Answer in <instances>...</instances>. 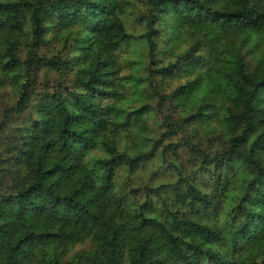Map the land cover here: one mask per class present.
Masks as SVG:
<instances>
[{"label": "trees", "instance_id": "obj_1", "mask_svg": "<svg viewBox=\"0 0 264 264\" xmlns=\"http://www.w3.org/2000/svg\"><path fill=\"white\" fill-rule=\"evenodd\" d=\"M50 37L63 42L46 57ZM133 42L146 73L121 75ZM173 69L187 79L158 91ZM5 85L0 264H264V0H0ZM180 148L190 169L165 157ZM155 158L171 178L133 185Z\"/></svg>", "mask_w": 264, "mask_h": 264}, {"label": "rangeland", "instance_id": "obj_2", "mask_svg": "<svg viewBox=\"0 0 264 264\" xmlns=\"http://www.w3.org/2000/svg\"><path fill=\"white\" fill-rule=\"evenodd\" d=\"M137 9L141 10L142 12L144 11L143 6H140L139 4H134L133 6L128 8V11L124 16V21L127 28L131 30V32L135 35H138L140 32L143 31V27L141 26V24L133 19L134 13L136 12ZM157 28L159 30L163 29L164 25L162 23H159L157 24ZM62 42L63 41L61 38L50 37L49 42L39 47L37 52L39 54H43L46 57H48L50 54H54L60 49ZM157 42L159 49H165L166 46L164 45L162 40H157ZM184 46L185 45L181 43L178 49L173 48L172 55H168V52H164V51L158 53L155 57V61L158 60V61H162L163 63H166L167 61H174L175 60L174 53L183 49ZM140 53H141V49L138 47L137 44H134V42L131 43L128 47L122 48V50L119 52L118 55L121 75H129V74L144 75L146 73L144 69L145 64L143 65V67H140L136 64L138 58L140 57ZM176 69H173L174 72L167 75L166 77H163L159 74L154 75L155 83L157 85H160L159 87L156 86L158 91L167 94L173 91L174 89H176L180 84H182L187 79V77L182 72L177 73L175 71ZM55 79H56L55 75L48 73L45 69L42 68L37 73V84H36L37 90H43L44 88L48 90L53 88ZM126 86L127 89L124 90L125 91L124 96L126 98H131L132 89L129 88L128 84H126ZM12 102H13V95L11 94L9 87L6 85L0 86V122H1L2 110H4L7 106L11 105ZM154 102L155 100H151L152 105H154ZM131 103L132 102H128L126 104V107L128 105H131ZM168 109H170V105L168 101L165 100L162 105V110L165 113H168ZM153 121H154V117L150 115L147 119V125L154 129L155 125ZM20 122H26V119H23V117H19L17 123ZM6 134H7L6 131L4 133H0V191L2 192H5L8 189L10 183V175L7 172V164L5 163V159L9 156V154L7 153L8 146L5 144V140L7 139ZM176 140L177 138H173L172 141H176ZM125 142L127 143V146H130L131 144L130 140H126ZM163 143H166V141H164ZM211 146L207 143H202V147H204L205 150L211 149L213 151L215 149H218L216 144H213L212 147ZM178 152H179L178 158H173L172 153L170 151L166 152L165 157L169 160L176 161L178 164L182 163L187 168L190 169L192 163L194 162V159L191 158V156L185 151V148L184 149L180 148ZM163 166H165L164 169L162 168ZM146 167L148 168L145 170H138L135 175L131 176V183L133 185L141 184L147 181L149 178H153V182L155 183H158L159 181L164 180L166 178H171L170 176V173H172L171 168L167 166L166 161H158L156 158L151 159V161H149L146 164ZM79 247H80L79 245L75 246L73 251L77 250Z\"/></svg>", "mask_w": 264, "mask_h": 264}]
</instances>
